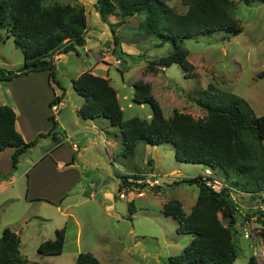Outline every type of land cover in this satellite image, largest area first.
Wrapping results in <instances>:
<instances>
[{"label":"rangeland","instance_id":"374dc122","mask_svg":"<svg viewBox=\"0 0 264 264\" xmlns=\"http://www.w3.org/2000/svg\"><path fill=\"white\" fill-rule=\"evenodd\" d=\"M166 1L176 12L186 11L180 0ZM233 1V14L242 31L234 36L219 31L184 39L182 47L195 73L185 77L177 64L159 68L157 73L148 68L170 46L158 47L153 36L138 32L140 15L118 25L120 17L111 16L114 33L101 20L95 0H44L45 5H82L87 27L83 47L69 52L55 49L47 56L56 62L55 81L47 72L0 81V105L13 108L16 129L26 142L51 128V114L60 137L56 142L49 135L39 137L35 146L19 156L15 169L11 166L14 149L0 152V235L5 227L18 234L26 264H70L79 252H90L101 264H166L169 256L182 252L191 235L176 232L177 222L163 213V204L177 199L188 213L199 187L176 182L203 175L205 166L176 161L168 143L151 146L140 141L132 155H123L117 127L103 118L82 119L78 109L83 98L72 81L84 71L108 78L116 89L124 120L152 116L148 104L133 102V83L138 80L151 84L165 117L174 111L204 117L206 111L196 99L209 83L243 97L256 115H262L264 4ZM22 65V50L0 26V68L15 71ZM55 96H62L61 103L49 107ZM150 172L156 175L158 184L153 186L157 188L148 183ZM125 176L124 182L121 177ZM212 177L220 183L224 179L215 171ZM228 197L237 219L230 226L237 250L233 264H247L251 258L255 264H264L261 223L253 214L264 213V191L233 188ZM63 227L64 247L55 255V231ZM41 243L44 247L39 252Z\"/></svg>","mask_w":264,"mask_h":264},{"label":"trees","instance_id":"16d2710c","mask_svg":"<svg viewBox=\"0 0 264 264\" xmlns=\"http://www.w3.org/2000/svg\"><path fill=\"white\" fill-rule=\"evenodd\" d=\"M180 1L186 6L184 13L176 12L166 0H95L94 6L112 32L111 16L120 17L115 23L118 25L128 17L140 15L138 32L153 36L158 47L170 46L165 56L149 63L151 71L157 73L159 68L177 64L185 77H193L194 66L187 59L183 40L219 31L234 36L242 27L234 17L233 0ZM244 2L264 4V0ZM0 26L10 33L23 54V65L17 70L0 68V81L33 72H47L55 81L56 62L47 56L55 49L69 52L85 45L86 15L80 4L45 5L44 0H0ZM114 42L118 43L115 34ZM72 87L83 98L78 109L82 119L103 118L119 129L123 155H132L140 141L151 146L168 143L173 146L176 161L210 167L240 191H264V114L256 115L243 97L209 83L207 88L198 91L196 99L197 105L206 111L204 117L195 118L190 113L178 111L165 117L152 95L151 84L138 80L133 83V102L148 104L152 116L149 120L138 117L124 120L116 89L108 78L84 71L72 81ZM61 99L62 96H55L49 107L60 103ZM48 118L52 120L51 128L26 142L16 129L13 108L0 105V152L8 147L14 149L12 169L16 168L19 156L35 146L39 137L49 135L55 142L58 140L57 121L52 114ZM121 178L125 182L128 177ZM176 183H195L199 192L188 213L177 199L163 204V213L177 222L176 232L191 235L182 252L169 256L166 264H233L237 250L230 226L237 219L228 197L230 190L208 187L202 175L183 178ZM253 214L258 215L260 234L264 237V213ZM220 215L227 220V225L222 223ZM64 234V227L55 231V255L62 252ZM43 247L41 243L39 252ZM26 263L27 259L20 253V237L5 227L0 235V264ZM73 264L101 262L90 252H79ZM247 264H255L254 259H249Z\"/></svg>","mask_w":264,"mask_h":264},{"label":"built area","instance_id":"2783aa9c","mask_svg":"<svg viewBox=\"0 0 264 264\" xmlns=\"http://www.w3.org/2000/svg\"><path fill=\"white\" fill-rule=\"evenodd\" d=\"M67 141H69V138H66ZM73 146H75V144H73ZM149 177L151 179L148 180V183L153 186L154 184H158V180L156 178L155 173L150 172L148 173ZM214 175L213 171L210 168H205L203 171V178L204 180H206V185L208 187H211L213 189H217L219 190L220 188H228L229 190H233V188L229 185H227L226 183H220L218 182V180L216 178H213L212 176ZM157 186V185H156ZM120 196H123V194H120Z\"/></svg>","mask_w":264,"mask_h":264},{"label":"crops","instance_id":"0c3cea01","mask_svg":"<svg viewBox=\"0 0 264 264\" xmlns=\"http://www.w3.org/2000/svg\"><path fill=\"white\" fill-rule=\"evenodd\" d=\"M48 76H49V75H48ZM61 101H62V99H61ZM60 103H61V102H60ZM60 103H58V104H60ZM15 114H16V113H15ZM16 120H17V117H16ZM56 136H57V134H56ZM57 138H58V141H59V138H60V137L57 136ZM66 138H67V137H66ZM68 138H69V137H68ZM69 141H70V138H69ZM73 144H75V143H72L71 146H72L73 148L76 149V148H77V145L75 144V146H73ZM49 152H50V151H49ZM59 165L62 166L63 163H59ZM64 240H65V234H64ZM63 247H64V244H63ZM62 250H63V249H62ZM61 253H62V252H61ZM70 264H73V263L71 262Z\"/></svg>","mask_w":264,"mask_h":264},{"label":"clouds","instance_id":"9594fccd","mask_svg":"<svg viewBox=\"0 0 264 264\" xmlns=\"http://www.w3.org/2000/svg\"><path fill=\"white\" fill-rule=\"evenodd\" d=\"M205 168H210V167H205ZM204 168V169H205ZM211 169V168H210ZM212 171H213V173H214V170L213 169H211ZM204 171V170H203ZM203 176V175H202ZM223 183H226L227 185H229V183H227L226 181H225V179H223V181H222ZM230 186V185H229ZM225 188V187H224ZM233 188V187H232ZM222 188H220L219 190H221ZM217 190V189H216ZM230 193H231V190H230Z\"/></svg>","mask_w":264,"mask_h":264}]
</instances>
